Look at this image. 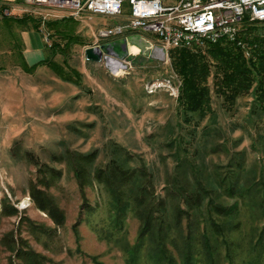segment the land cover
Wrapping results in <instances>:
<instances>
[{
	"label": "rangeland",
	"instance_id": "rangeland-1",
	"mask_svg": "<svg viewBox=\"0 0 264 264\" xmlns=\"http://www.w3.org/2000/svg\"><path fill=\"white\" fill-rule=\"evenodd\" d=\"M124 11L120 16L86 12L80 20L69 22L77 27L84 42L75 44L68 57L79 81L64 80L53 68L41 65L34 73L33 84L17 73V77L9 79V86L0 85V206L18 209L13 214H0V264H20L14 245H30L63 264H98L97 261L160 264L149 254L147 242L138 246L136 259L132 260L130 253L139 244L140 219L128 214L117 222L110 194L98 182L85 187V191L80 189L70 162L53 158V154H65L67 148L84 153L100 148L98 161L105 163V144L109 140L121 143L146 161L155 174L159 193L173 181L179 157L189 156L201 170L204 159L210 169L229 170L226 165L233 152L241 149L248 154L247 168H260L264 161V115L250 117L252 100L248 95L239 98L234 111H227L221 98L213 93L212 114L200 119L195 113L187 120L177 103L181 78L173 68L171 57L165 62L162 53L155 49L160 41L156 33L125 32V36H135L127 47L131 51L130 45H134L128 57L131 67L127 73L114 76L103 58L97 61L87 57L85 51L93 45L100 27L128 22L131 14L128 3ZM47 12V18L61 14L59 10ZM5 22L0 21L2 29ZM45 27L41 29L44 38L47 31L53 42L54 35ZM1 33L0 51L5 52L9 45L7 30ZM124 35L111 39L113 42L121 39V43ZM26 41L30 43L32 39L27 36ZM33 42L38 45L35 38ZM115 49L118 54L124 53L120 44ZM165 78L173 79L180 90L178 96L163 86L154 93L146 91L147 82ZM215 146L218 150L210 151ZM42 162L60 170L51 185L39 182ZM32 181L39 182L41 188L54 196L65 213L64 225L57 224L34 204ZM251 212L257 215L258 209L244 208L243 225L231 234V253L226 245H221L222 252L215 256L214 264H264V249L258 254L250 241L255 225ZM184 225L187 226L186 221ZM168 246L181 264L179 252L172 243ZM196 256L194 264L212 263L203 252Z\"/></svg>",
	"mask_w": 264,
	"mask_h": 264
},
{
	"label": "trees",
	"instance_id": "trees-1",
	"mask_svg": "<svg viewBox=\"0 0 264 264\" xmlns=\"http://www.w3.org/2000/svg\"><path fill=\"white\" fill-rule=\"evenodd\" d=\"M62 19L60 23L46 20V26L54 35L49 46L51 56L35 63L28 72H34V67L44 64L57 71L64 80L79 81L68 57L75 44L84 42L77 27L69 23L75 19ZM239 33L250 50L249 55L237 42L227 38L203 47L170 48L171 63L181 78L177 103L187 120L195 113L200 119L212 114L213 93L221 98L227 111H234L239 98L248 95L252 100L250 117L264 115V21L246 18ZM58 55L64 56L61 61L55 58ZM104 147L105 163L98 161L100 148L89 153L67 148L65 154H53V158L70 162L83 191L94 181L106 188L117 222L128 214L140 219L139 244L130 253L132 260L136 259L138 246L147 242V249H151L149 254H153L160 264H178L175 253L168 246L172 243L179 252L181 264H194L196 253L202 252L208 262L214 264L215 256L222 252L221 245H226L227 252L231 253V234L242 227L244 208L248 207L258 209L257 215L251 212L255 225L250 241L253 249L261 254L264 249V161L260 168H247L248 154L241 149L233 152L226 165L229 170L222 167L210 169L205 159L201 170L189 156L179 157L173 181L164 187L163 193H159L155 174L140 155L114 140H109ZM217 148L215 146L210 151ZM59 171L42 162L38 170L39 182L51 185L58 178ZM39 182L31 183L34 204L57 224L64 225L63 209L51 193L39 186ZM11 208L0 206V214H13L18 210L15 206ZM27 219L31 223V219ZM14 251L21 260L20 264H63L30 245H14Z\"/></svg>",
	"mask_w": 264,
	"mask_h": 264
},
{
	"label": "built area",
	"instance_id": "built-area-1",
	"mask_svg": "<svg viewBox=\"0 0 264 264\" xmlns=\"http://www.w3.org/2000/svg\"><path fill=\"white\" fill-rule=\"evenodd\" d=\"M130 5V17L126 24L100 27L95 33L92 47L98 49L102 44L112 45L115 54L113 67H109L112 75L127 73L131 67L128 59L131 51L125 54L116 52L114 36L124 35L127 30H148L156 33L160 41L155 49L162 53L161 59L167 62L171 47L196 48L209 42H217L227 38L242 46L247 54L249 48L240 37V28L246 18L252 21H264V0H22L21 3L7 5L3 16L13 15L20 5L38 11L41 15L46 10L61 12L64 16L80 19L86 12L120 16L125 13L126 4ZM49 15L44 13V20ZM44 29V28H42ZM50 33L46 31L45 42L50 45ZM91 46V45H90ZM102 58L108 55L102 50ZM164 87L175 97L179 95L178 87L173 79H156L146 83V91L154 93Z\"/></svg>",
	"mask_w": 264,
	"mask_h": 264
},
{
	"label": "crops",
	"instance_id": "crops-1",
	"mask_svg": "<svg viewBox=\"0 0 264 264\" xmlns=\"http://www.w3.org/2000/svg\"><path fill=\"white\" fill-rule=\"evenodd\" d=\"M21 1L22 0H0V21L4 22L6 20L5 25H3V29L7 30V38L9 40V45L7 46L8 49H6L5 52L0 51L1 86H9V84H7L9 79L14 76L17 77V73H19V76L21 74L25 75L27 78H29L30 82L32 81V84L34 83V80L36 81L34 73L39 70V66L44 64L34 67V72H28V68L33 67V65L38 61L51 56V52L49 50L50 44L45 42L41 29L46 25L45 22L47 19L60 23L63 21V17H68L64 16L63 14L57 15L56 13V16L52 18H45L44 20L43 15H41L38 11H35L32 8L30 9L29 7H25L24 5L18 6V8L13 11V15L3 16L2 12L5 6L21 3ZM45 12L46 11L42 13ZM59 15L60 17H57ZM74 19L80 20L76 18ZM45 28L48 27L46 26ZM3 29L0 27V39H2L3 33H1V30ZM27 36L29 39H32V42L28 43L26 41ZM33 38H35L38 45L33 42ZM131 38H135V36L130 37L127 34V36L122 37L121 43L119 42L121 39L116 41L117 44H120V47H123L124 53L122 54L126 53L125 50L127 49L128 44L132 43L130 41ZM133 43L136 44L137 42L133 41ZM59 56L62 55H58L55 58L57 59ZM4 72H11V74L6 75ZM39 86L40 85H37V88H39Z\"/></svg>",
	"mask_w": 264,
	"mask_h": 264
},
{
	"label": "water",
	"instance_id": "water-1",
	"mask_svg": "<svg viewBox=\"0 0 264 264\" xmlns=\"http://www.w3.org/2000/svg\"><path fill=\"white\" fill-rule=\"evenodd\" d=\"M102 50L108 54L105 57L106 65L113 67V58L111 57L110 54H113V53L115 54V52H114L115 50H113L112 45L102 44L101 48H98V49H96L92 46H89V47H87L85 53H87L88 58H93L97 61H101L102 56H103Z\"/></svg>",
	"mask_w": 264,
	"mask_h": 264
},
{
	"label": "bare ground",
	"instance_id": "bare-ground-1",
	"mask_svg": "<svg viewBox=\"0 0 264 264\" xmlns=\"http://www.w3.org/2000/svg\"><path fill=\"white\" fill-rule=\"evenodd\" d=\"M132 48H134V45L133 44H131L130 45V49H131V51H132ZM121 49L123 50V47H121ZM124 51V50H123ZM26 203V202H25Z\"/></svg>",
	"mask_w": 264,
	"mask_h": 264
}]
</instances>
